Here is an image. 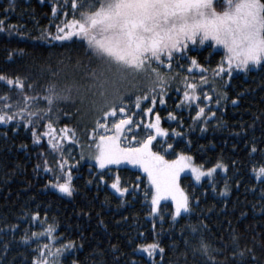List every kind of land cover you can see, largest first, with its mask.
Returning a JSON list of instances; mask_svg holds the SVG:
<instances>
[{
  "label": "trees",
  "instance_id": "1",
  "mask_svg": "<svg viewBox=\"0 0 264 264\" xmlns=\"http://www.w3.org/2000/svg\"><path fill=\"white\" fill-rule=\"evenodd\" d=\"M80 11L71 0H0V113L14 117L0 121V264H33L41 248L45 256L60 249L50 264H264V175L255 171L264 166V62L229 72L224 46L189 40L171 68L153 64L168 77L163 102L145 73L121 86L127 103L113 115L125 107V137L145 139V119L157 116L165 135L150 142L152 151L168 159L188 154L202 169L223 165L197 185L181 176L186 213L173 216L169 202L153 213L152 188L138 170H97L80 157L81 147L92 149L101 114L91 92L81 100L73 90L44 111L49 84H82L99 63L82 35L56 38ZM188 83L197 86L195 100L182 99ZM65 125L73 139L61 135ZM65 173L70 193L56 187ZM117 178L123 193L112 187ZM151 244L149 255L143 246Z\"/></svg>",
  "mask_w": 264,
  "mask_h": 264
},
{
  "label": "snow or ice",
  "instance_id": "2",
  "mask_svg": "<svg viewBox=\"0 0 264 264\" xmlns=\"http://www.w3.org/2000/svg\"><path fill=\"white\" fill-rule=\"evenodd\" d=\"M71 2L73 9L81 8L79 18L69 20L63 36L56 38L64 39L73 33L77 36L82 35L87 42V51L91 58H95L99 63L90 72L84 73L89 79L82 84L69 83L61 88H57L55 83L49 84L44 97L49 108L44 111H49L54 101L60 98L67 99L73 90L80 95L81 100L86 93L91 92L92 107L101 113L96 117V129L102 127L100 123L102 117L116 113L117 103H127L125 99L127 89L121 91L120 88L135 75L147 74L150 78L149 88L153 92L160 89L163 102V89L168 77L158 67H153V64L167 65L171 68L172 57L181 53L189 40L199 39L200 43H204L210 38L213 43L223 45L226 50L223 60L227 62L229 72L232 71L233 65L237 69L248 70L250 66L264 62V0H71ZM53 10L55 11V7ZM195 63L193 58L192 64ZM217 67L222 69L223 64ZM7 82L10 85L14 83L17 87L22 86L19 78L15 81L8 78ZM196 87L195 84L188 83L182 99L195 100ZM204 98L208 99L207 93ZM31 99L33 98L24 97L26 103ZM141 99L142 97L137 95V102ZM24 110L19 109L17 115ZM202 111L203 108L196 115L199 116ZM119 113L124 115L121 119H115L113 116L115 131L109 135H100L95 145L98 149L95 155L97 166L102 168L106 164L119 163L122 160L139 165L147 173L152 186L153 212L156 211L157 201L161 195L172 197L173 216L182 209L187 210L188 197L176 183V175L181 168H191L193 176L197 180L201 178L200 169L190 163L192 157L179 153L175 160H166L160 152L152 151L149 144L155 133L140 141L134 138L131 146L121 147L120 130L128 123L129 118L125 107L121 106ZM35 114L30 112L29 116ZM171 115L169 113V116ZM12 119L14 117L9 116L7 112L0 113V121L7 123V120ZM24 123L27 125L29 121L25 120ZM103 127L107 128V125ZM150 128L156 133L165 132V129L159 127L158 117L153 120ZM60 131L64 139L75 137L74 132L71 136L68 135L67 125ZM58 143L59 141H49L53 147ZM64 163L61 162V167ZM45 167L47 168V164ZM206 171L210 174L213 169L209 168ZM255 171L258 176L264 175V166ZM64 176L63 181L58 182L56 187L61 192L70 193L71 173H65ZM112 187L120 193L125 191L119 187L118 178L112 182ZM47 231L51 233V226ZM143 247L152 255V249L157 245ZM201 247L207 251V245L201 244ZM44 251L43 248L40 249V259L33 257V264H50L48 257L56 255L60 249H57L56 253H49L48 256H45ZM51 264H55V261H51ZM73 264L76 262L73 261Z\"/></svg>",
  "mask_w": 264,
  "mask_h": 264
},
{
  "label": "rangeland",
  "instance_id": "3",
  "mask_svg": "<svg viewBox=\"0 0 264 264\" xmlns=\"http://www.w3.org/2000/svg\"><path fill=\"white\" fill-rule=\"evenodd\" d=\"M207 41H211V39L209 38V39H206ZM215 44V43H214ZM218 45H221V44H218ZM223 46V45H222ZM105 110H106V108H105ZM101 114H99L98 116H100ZM110 116H112V119H110L109 121H107V122H104V121H102V120H100V123H101V125H102V127L101 128H99V129H97V133L95 132V142H94V144L92 145V149L89 151V152H87L86 151V148H80L79 149V153H80V157L82 158V157H84L83 159H87L88 160V162L90 163V165L91 166H93L94 168H96L97 170H102V169H104V168H107V167H119V166H126V167H130V168H134V169H136V170H138L141 174H143L145 177H146V179H147V181H148V183L150 184V186H151V183H150V181L148 180V176H147V173L146 172H144L140 167H139V165H133V164H130V163H128L127 161H120L119 163H109V164H106V165H104V167H98L97 166V162H96V159H95V155H96V152L98 151V149L95 147V145L97 144V141H98V138H99V136L100 135H109V134H111L113 131H115V129L113 128V124H114V119H113V113H110L109 114ZM124 114H122V113H120V114H118L117 116H115V119H121L122 118V116H123ZM128 118H130L129 116H128ZM155 119H157V116H153V117H147V119H145V123H144V125L145 126H147L148 128H149V131H150V133H149V135H153L154 133V135H153V139H156V138H160V137H163L164 135H165V132L163 133V134H160V133H156L155 132V130L154 129H152V128H150V125L152 124V122H153V120H155ZM158 122H159V127H161V125H160V119L158 118ZM130 119L128 120V123L127 124H125L124 125V127L120 130V137H119V139H120V141H121V147H129V146H131V144H132V139L127 135V137H125V130L126 129H129L130 127ZM103 125H107V128H105V127H103ZM95 127H96V125H95ZM162 128V127H161ZM162 155V154H161ZM188 155V154H187ZM165 157V156H164ZM175 158L176 157H174V158H171V159H168V158H166L165 157V159L166 160H175ZM190 163H192V164H194L193 162H192V159H191V161H190ZM195 165V164H194ZM197 166V165H196ZM199 169H200V171L202 172V175H201V178L199 179V180H197L194 176H193V174H192V169L191 168H181L180 170H179V172L177 173V175H176V183L179 185V187L181 188V189H183V187L181 186V184H180V178H181V176H183V175H188L189 176V178H190V180L194 183V184H199L202 180H204V179H206V178H210L213 174H214V172L216 171V170H220V169H222L223 170V165H221V164H219V165H215V167H211L212 169H213V171L209 174L206 170L207 169H209V168H207V169H202V168H200L199 166H197ZM151 188H152V186H151ZM183 191H184V193H185V195H186V192H185V190L183 189ZM187 196V195H186ZM161 202H169V203H171V205H172V207H173V210H174V204H173V201H172V197L171 196H163V195H161L160 196V198L158 199V201H157V205H156V211L155 212H153V213H156L157 212V208H158V206H159V204L161 203ZM151 206H152V199H151ZM188 210V209H187ZM187 210H181V212L180 213H178L177 215H175V216H178V215H181V214H184V213H186L187 212Z\"/></svg>",
  "mask_w": 264,
  "mask_h": 264
}]
</instances>
